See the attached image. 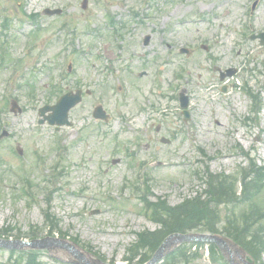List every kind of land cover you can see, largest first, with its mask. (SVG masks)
Segmentation results:
<instances>
[{"label": "rangeland", "instance_id": "obj_1", "mask_svg": "<svg viewBox=\"0 0 264 264\" xmlns=\"http://www.w3.org/2000/svg\"><path fill=\"white\" fill-rule=\"evenodd\" d=\"M86 1L0 0V230L75 238L109 264H136L126 258L137 234L160 228L145 197L205 199L207 172L264 165V44L249 37L264 33V0ZM76 89L92 94L71 127L40 123L41 109ZM99 105L109 120L93 118ZM243 208L221 207V220ZM194 250L182 247L176 264H218L206 246ZM15 258L0 249V264H23ZM41 261L69 264L59 249Z\"/></svg>", "mask_w": 264, "mask_h": 264}, {"label": "trees", "instance_id": "obj_2", "mask_svg": "<svg viewBox=\"0 0 264 264\" xmlns=\"http://www.w3.org/2000/svg\"><path fill=\"white\" fill-rule=\"evenodd\" d=\"M207 174V190L204 195V198H207L205 199L202 194L197 195L175 207H170L165 201L148 202V197L143 199L142 204L148 212V217L160 228L154 232L145 231L137 234L136 243L128 248L130 256L126 258L128 262L139 258L136 264H145L171 234L200 232L224 234L243 247L251 259L258 264H263L261 259L264 254V205L260 202L264 196V165H258L251 160L246 168H241L237 177L221 175L218 178L209 172ZM236 206L244 207L241 217L228 214L226 218L224 216V220H221V207H225L227 211L230 207L236 209ZM46 221L45 228H49V234L53 235L59 231L57 219L47 213ZM20 237L8 227L0 230V238ZM39 237V232L35 231L27 238ZM74 241L78 243L79 240L74 238ZM209 249L215 263L227 264L215 246H210ZM89 251L97 255L91 248ZM178 251L181 252L182 249ZM177 252L167 256L165 264H176L183 253L179 255ZM10 255L18 256V261H23V264H42L40 254L37 252L19 255L13 252Z\"/></svg>", "mask_w": 264, "mask_h": 264}, {"label": "water", "instance_id": "obj_3", "mask_svg": "<svg viewBox=\"0 0 264 264\" xmlns=\"http://www.w3.org/2000/svg\"><path fill=\"white\" fill-rule=\"evenodd\" d=\"M18 4H21L23 0H16ZM87 2H84V8L86 7ZM50 15H59L61 11L56 10L52 12H47ZM81 101V93L79 92L76 96H65L61 101H59L53 107H45L40 110V116L44 119L40 121L43 123L45 120L49 122L50 125H56L58 128L63 125H69L68 114L69 111L75 107ZM188 105V99L182 97V106L185 108ZM13 108H18L15 102L12 103ZM19 109V108H18ZM14 111V110H13ZM15 112V111H14ZM47 112H52L51 115L46 117ZM97 117H102V109L97 110ZM202 243V244H215L220 251L222 252L224 258L229 262V264H254L247 260L246 252L231 239L226 238L220 235H211V234H188L181 235L175 234L168 237L162 246L159 248L154 258L147 264H157L165 254L170 251L173 247L183 243ZM0 248L7 250H24V249H62L74 256V260L71 261L73 264H105L100 260L88 259L86 256L89 254H83L80 252V248L68 241L46 238L43 240L35 241H11V240H2L0 239Z\"/></svg>", "mask_w": 264, "mask_h": 264}, {"label": "flooded vegetation", "instance_id": "obj_4", "mask_svg": "<svg viewBox=\"0 0 264 264\" xmlns=\"http://www.w3.org/2000/svg\"><path fill=\"white\" fill-rule=\"evenodd\" d=\"M66 77H67V76H66ZM65 79H66V78H65ZM77 90H79V89H76V91H77ZM86 92H88V93H87L88 95H91V94H92L91 91H89V90L86 91Z\"/></svg>", "mask_w": 264, "mask_h": 264}, {"label": "bare ground", "instance_id": "obj_5", "mask_svg": "<svg viewBox=\"0 0 264 264\" xmlns=\"http://www.w3.org/2000/svg\"><path fill=\"white\" fill-rule=\"evenodd\" d=\"M63 255H65L66 257H68V255L66 253H64V252H63ZM69 258H70V256H69Z\"/></svg>", "mask_w": 264, "mask_h": 264}]
</instances>
